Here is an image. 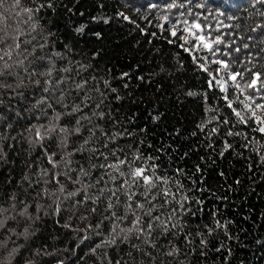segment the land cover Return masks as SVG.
<instances>
[{
	"label": "snow or ice",
	"instance_id": "snow-or-ice-1",
	"mask_svg": "<svg viewBox=\"0 0 264 264\" xmlns=\"http://www.w3.org/2000/svg\"><path fill=\"white\" fill-rule=\"evenodd\" d=\"M80 3L0 0V264H232L249 233L222 209L244 181L217 160L243 162L244 201L264 184V0ZM114 24L138 34L129 70L91 47ZM173 101L198 118L146 143L131 109L157 126Z\"/></svg>",
	"mask_w": 264,
	"mask_h": 264
},
{
	"label": "trees",
	"instance_id": "trees-1",
	"mask_svg": "<svg viewBox=\"0 0 264 264\" xmlns=\"http://www.w3.org/2000/svg\"><path fill=\"white\" fill-rule=\"evenodd\" d=\"M71 3H74V0H70ZM115 5H109L107 11L112 12ZM80 11L93 12L95 13V0H81L79 5ZM58 22L63 24L62 16L57 18ZM147 27V25H143ZM104 28L106 33V38L100 43H95L91 47L100 48L103 52L109 53V55H104L103 59L100 60L99 67L103 68L105 66L113 67L117 72L120 70H129V66L135 67L137 60L140 59L139 56H136L132 51L135 38L138 34L133 36L128 35V31L131 28L128 27L121 28L117 25L112 26H101ZM155 30V29H152ZM157 46H161L160 41L157 40ZM165 50L167 51V46L164 45ZM152 89L142 88L140 92H137L136 95L140 96L151 95ZM147 109V111H146ZM124 111H128L125 108ZM132 112H137L140 114V120L137 121L140 127L148 126L151 128L149 136L146 138L145 142H152L153 144L159 146L161 143H167V132L173 126L178 127H188L191 128V121L195 120L199 116L197 107L191 103H186L183 107L176 104L174 101L170 107V112L167 118L160 122L157 126H152L146 117L148 112L151 111L150 108H147V104L139 105L138 108L131 109ZM180 141H177L179 144ZM197 157L193 156L190 160L187 161L184 165L183 161H176V163L181 164L182 166L191 167L193 162H196ZM217 164L228 170L229 176H232L235 173L240 179L244 181L242 187H240L236 192L228 193L230 197L228 209H222L227 211L230 217H235L237 222V229H247L249 235H245V232L240 231V242L247 243L250 245L248 248H242L237 246L236 241H230L228 243L232 244L235 250V256L232 259V264H238L239 259L243 258L246 264H264V260H257L253 255L254 245H252L253 237L256 235H264V221L260 220L259 214L264 211V184H260L256 187V192L249 196L247 201H244L242 198L251 191L249 187L250 181L246 179L245 169L243 167V162H237L235 159L229 158L225 160H217ZM205 176L208 178V183L211 187L216 189L218 192L221 190L222 180L216 175L215 166L208 169L205 172ZM230 182V181H229ZM234 202V203H232ZM220 202H217L219 204ZM251 213L252 219L249 221H244L243 216L249 215ZM256 225H260L259 228ZM259 255V253H256ZM219 258L217 257V260Z\"/></svg>",
	"mask_w": 264,
	"mask_h": 264
}]
</instances>
